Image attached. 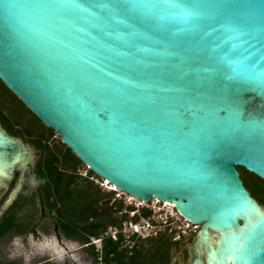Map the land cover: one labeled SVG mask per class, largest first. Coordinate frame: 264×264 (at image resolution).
Masks as SVG:
<instances>
[{"label":"water","instance_id":"95a60500","mask_svg":"<svg viewBox=\"0 0 264 264\" xmlns=\"http://www.w3.org/2000/svg\"><path fill=\"white\" fill-rule=\"evenodd\" d=\"M111 2L0 0V80L96 175L201 226L189 264H264L263 205L238 170L264 180V89L246 81L264 68L247 27L264 0L198 19L161 7L155 22L92 6ZM0 158L21 181L32 165L1 127Z\"/></svg>","mask_w":264,"mask_h":264},{"label":"trees","instance_id":"16d2710c","mask_svg":"<svg viewBox=\"0 0 264 264\" xmlns=\"http://www.w3.org/2000/svg\"><path fill=\"white\" fill-rule=\"evenodd\" d=\"M1 83L12 92L2 81ZM23 105L26 107L24 103ZM5 108L7 109V107ZM28 110L33 114L30 109ZM34 116L43 126L40 130L21 125L22 122L15 117L14 125L22 126L26 130L25 133L32 137L37 136L33 144L37 149H40L41 153L33 169L36 192L30 196L26 193L30 186L27 179L17 198L0 218V241L9 234L26 235L35 227V224L20 217L19 213L28 201L33 202V196L37 194L40 196L41 206L46 208L45 216L48 214L54 216L56 224L66 238L89 243L91 238L104 237L101 250L91 251L94 256L93 264H100L99 258L104 264H171L173 260L171 248L174 243L166 235L134 243L126 241L121 234L117 239L105 237L110 226H118L125 220L126 216H122V218L117 216V211H121L123 208L122 204L118 203L116 210L106 206L102 207L101 201L109 202L113 192L106 193L99 188L93 190L88 185H78V179L83 180L84 183H92L89 177L94 172L90 170V175L87 178L80 177L78 169L84 163L64 143L61 145L50 144V139L55 132L46 127L36 115ZM1 117L5 121L3 122L5 125L9 124L8 130L12 135L24 134L20 130L13 129L3 114ZM238 170L240 174L241 171H246L243 167H238ZM241 178L251 195L261 205H264V197L258 196L242 175ZM259 179L261 178L259 177ZM261 180L264 184V180ZM0 264H19V262L0 260Z\"/></svg>","mask_w":264,"mask_h":264},{"label":"rangeland","instance_id":"374dc122","mask_svg":"<svg viewBox=\"0 0 264 264\" xmlns=\"http://www.w3.org/2000/svg\"><path fill=\"white\" fill-rule=\"evenodd\" d=\"M0 102V122H5L1 117L3 114L5 119L10 122V126L13 127V129L22 131L24 133L23 135L15 137L18 138V140L25 147H29L32 153V165L25 171L22 181L19 178L18 184L20 183V187L16 184L14 189H11V194L15 189L18 190L17 194L14 195V201L23 182L27 179L29 180L30 186L28 187L26 193L30 196L32 193L36 192V180L33 169L41 153L40 149H37V147L33 144V141H36L35 139H37V136L32 137L25 133L26 130L22 126H15L14 117L19 119L20 122H22L21 125L26 126L27 128L40 130L43 126L40 121L29 112L17 96L3 86L1 81ZM1 104L7 107L8 110ZM8 125L7 123L5 125L7 129H9ZM50 144H62L58 134L55 133L52 136ZM18 171L19 170H16L15 173L11 175V179L18 173ZM78 173L80 177L87 178L90 175V169L87 165L82 164L78 169ZM241 175L246 179V181L250 184V187L257 193L258 196L264 197V184L262 183V180L257 177V175L247 170L244 172L241 171ZM89 180L92 183H84L83 180L79 179L77 182L78 185H88L93 190L99 188L102 192H113L112 199L109 202H106V200L101 201L100 204L102 207L106 206L112 210H116L118 208V203H121L123 206L121 211H117V216L119 218L126 216L125 220H123V222L118 226H110L107 230V234H110L111 227H116V230L118 231L123 230V223L130 218V215L127 214L126 211H130L133 203H137V201L132 202V198L128 194L116 188L118 190L117 191L114 189V186L107 184L104 179L95 173L89 177ZM152 205H154V203L150 204V206ZM0 211L3 212L4 209L0 207ZM45 213L46 208L41 206L40 196L35 194L33 196V202H31V200L28 201L26 206L19 213L20 217H23L35 224V228L26 235L9 234L3 238L0 241V260L18 261L19 264H93L94 256L91 251L100 250L102 243L96 242L94 240L95 238H91L89 243H83L66 238L60 231L59 226L56 224L54 216L49 214L45 216ZM112 231L114 230L112 229ZM123 235L126 241H132V243L146 240L137 236L133 237L129 230L126 229L124 230ZM171 249L173 258H177V264L190 263L192 256L191 249H189L188 246V241L183 240L178 244H173Z\"/></svg>","mask_w":264,"mask_h":264},{"label":"built area","instance_id":"2783aa9c","mask_svg":"<svg viewBox=\"0 0 264 264\" xmlns=\"http://www.w3.org/2000/svg\"><path fill=\"white\" fill-rule=\"evenodd\" d=\"M105 182L110 184L106 180ZM114 189L116 188L114 187ZM129 196L132 198V202L137 201V203L134 202L130 211H126V213L130 215V218L123 223L124 229L118 231L116 227H111L110 234L106 233L105 237L117 239L119 234L124 237L123 233L126 229L129 230L133 237L137 236L147 239L159 235H166L174 244H178L183 240L187 241V239L193 236L199 228V225L184 219L170 203L166 204L167 202H162L158 199L146 202L134 196ZM151 203H154V205L150 206ZM112 229L114 231H112ZM103 239L104 237L95 238L94 240L102 243ZM99 260L100 264H104L101 258H99Z\"/></svg>","mask_w":264,"mask_h":264},{"label":"snow or ice","instance_id":"6c2138e0","mask_svg":"<svg viewBox=\"0 0 264 264\" xmlns=\"http://www.w3.org/2000/svg\"><path fill=\"white\" fill-rule=\"evenodd\" d=\"M93 7L103 8L110 14L123 13V14H134L140 19L148 22H155L158 17L156 16V10L161 7H183L187 12L194 18L198 19L203 14L212 11H218L221 9H227L230 6L218 3L217 0H192L191 3L177 6V5H161L158 3H149L147 0H112L110 4H96ZM39 7L59 10L66 5L62 4H46L40 5ZM70 7L81 8L79 4L71 5ZM255 7V6H253ZM260 15L258 18V24L255 23L256 18L252 17V23H248L247 27L252 33L259 32L261 40H264V3L259 5ZM264 65V63H262ZM246 81L249 83L257 84L264 89V68L260 73L254 75H248Z\"/></svg>","mask_w":264,"mask_h":264},{"label":"flooded vegetation","instance_id":"af4514ba","mask_svg":"<svg viewBox=\"0 0 264 264\" xmlns=\"http://www.w3.org/2000/svg\"><path fill=\"white\" fill-rule=\"evenodd\" d=\"M0 127L5 131V133L7 135H9L12 138H15L18 140V138H16L14 135L11 134V132L5 127L3 122H0ZM19 143H21L18 140ZM22 144V143H21ZM23 147H25L22 144ZM31 167V166H30ZM5 177L0 179V207L3 208L4 204L11 198V189H14V187L16 186V184H18L19 182V178H20V171H18V173L16 175L13 176V178L11 179V175L8 176L7 179H4ZM26 181V180H25ZM25 181L23 182L21 189L25 183ZM20 189V191H21ZM19 191V192H20ZM19 194V193H18ZM18 196V195H17ZM17 198V197H16ZM15 198V199H16ZM259 202V201H258ZM11 206V203L8 205V207L0 214V218L1 216L5 213V211ZM1 212V211H0ZM35 228V227H34ZM33 228V229H34ZM201 229V226H199V228L196 230V233L193 236H190L187 241H188V246L189 249H195L196 247V241H198V232ZM213 236V239H216L217 234L212 233L211 234Z\"/></svg>","mask_w":264,"mask_h":264},{"label":"bare ground","instance_id":"6f19581e","mask_svg":"<svg viewBox=\"0 0 264 264\" xmlns=\"http://www.w3.org/2000/svg\"><path fill=\"white\" fill-rule=\"evenodd\" d=\"M18 161H16L13 166H11V163L5 162V159L0 158V179L3 177H6L7 175L11 174V168L14 167V165H17ZM108 182V181H107ZM109 183V182H108ZM115 187V186H114ZM116 188V187H115ZM157 201V200H156ZM169 204V203H166Z\"/></svg>","mask_w":264,"mask_h":264}]
</instances>
